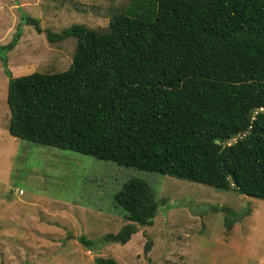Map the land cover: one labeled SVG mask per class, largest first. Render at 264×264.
Returning <instances> with one entry per match:
<instances>
[{"label":"trees","instance_id":"16d2710c","mask_svg":"<svg viewBox=\"0 0 264 264\" xmlns=\"http://www.w3.org/2000/svg\"><path fill=\"white\" fill-rule=\"evenodd\" d=\"M68 36L76 45L67 69H6L12 136L264 200V112H255L264 108V0H130L105 29L46 31L50 42ZM114 201L127 223L105 243L127 242L159 205L137 178Z\"/></svg>","mask_w":264,"mask_h":264},{"label":"rangeland","instance_id":"374dc122","mask_svg":"<svg viewBox=\"0 0 264 264\" xmlns=\"http://www.w3.org/2000/svg\"><path fill=\"white\" fill-rule=\"evenodd\" d=\"M129 1L0 0V45L19 31L16 44L0 50V264H95L97 256L119 264H264V200L8 132L6 69L14 77L67 69L76 38L50 42L46 31L74 23L105 29ZM131 178L151 186L156 215L124 244L105 243L127 223L114 195Z\"/></svg>","mask_w":264,"mask_h":264},{"label":"water","instance_id":"95a60500","mask_svg":"<svg viewBox=\"0 0 264 264\" xmlns=\"http://www.w3.org/2000/svg\"><path fill=\"white\" fill-rule=\"evenodd\" d=\"M256 111H263V112H264V108L256 107V108H255V112H256ZM255 112H253V113H255ZM233 137H234V135L231 136V138H233ZM11 191H12V190H11Z\"/></svg>","mask_w":264,"mask_h":264},{"label":"crops","instance_id":"0c3cea01","mask_svg":"<svg viewBox=\"0 0 264 264\" xmlns=\"http://www.w3.org/2000/svg\"><path fill=\"white\" fill-rule=\"evenodd\" d=\"M13 191V190H12Z\"/></svg>","mask_w":264,"mask_h":264}]
</instances>
